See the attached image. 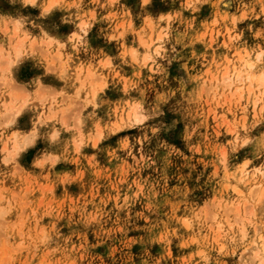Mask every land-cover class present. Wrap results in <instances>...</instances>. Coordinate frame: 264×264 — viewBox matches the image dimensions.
Segmentation results:
<instances>
[{"label":"rangeland","instance_id":"374dc122","mask_svg":"<svg viewBox=\"0 0 264 264\" xmlns=\"http://www.w3.org/2000/svg\"><path fill=\"white\" fill-rule=\"evenodd\" d=\"M50 1L0 0V264L250 262L264 101L222 80L260 51L264 70V0H56L41 15ZM13 130L34 140L7 158Z\"/></svg>","mask_w":264,"mask_h":264},{"label":"bare ground","instance_id":"6f19581e","mask_svg":"<svg viewBox=\"0 0 264 264\" xmlns=\"http://www.w3.org/2000/svg\"><path fill=\"white\" fill-rule=\"evenodd\" d=\"M56 0H51L50 3L48 4L49 5H52L53 4H56L55 3ZM47 6V7H48ZM51 8V7H50ZM50 11V10H49ZM87 24L84 23V26ZM82 27V26H81ZM149 29V28H148ZM26 35V34H25ZM23 35V36H20L16 39L15 43L13 44V49L17 55L16 58H20L23 56V49L25 47V40L28 38H26V36ZM162 36V33L158 34L157 36V39L161 38ZM52 39V36L50 37V40ZM157 39L155 40L154 38H151L150 40L148 39H144L143 42L147 45V46H151L154 44V42L157 41ZM35 39H33V42H34ZM54 41V40H53ZM51 40V44L53 42ZM14 42V41H12ZM32 42V43H33ZM12 44V43H11ZM48 44V43H47ZM50 44V45H51ZM4 47V46H3ZM1 47L0 48V54L1 56H3L4 58H7L9 59L12 58L11 55L13 52H11V48H3ZM29 48V47H28ZM150 49V48H149ZM155 49H157V46L155 47ZM159 49V48H158ZM59 50V49H58ZM61 51V50H60ZM159 51V50H158ZM148 52V51H147ZM249 54V53H248ZM262 55V52H258L255 59L253 60H250L246 63H244L239 69L236 68V70H234V72H232L230 74V72L228 70H226L224 72V78H223V82L226 83V85L228 87H232L236 82L240 83V85H236V87L234 88V91L237 92L239 95L242 96L243 93L247 94L248 96H253L254 98V105L256 106L262 99L264 101V70L262 71H259L260 69H258V63L257 62L258 60L261 59V56ZM147 56V55H146ZM244 57V56H242ZM148 58V57H147ZM14 59V57H13ZM17 59V61H19ZM68 60V59H67ZM16 61V60H15ZM64 61V60H63ZM70 61V60H68ZM245 61V60H244ZM11 63V60L9 61ZM8 62V63H9ZM13 62V60H12ZM67 62V61H66ZM65 62V63H66ZM13 65V64H12ZM11 65V66H12ZM66 65V64H65ZM70 65V63H69ZM67 67V66H66ZM69 68V67H67ZM66 68V69H67ZM63 69V68H62ZM230 69V68H229ZM89 70V68H88ZM218 79V78H217ZM220 79V78H219ZM219 86V85H217ZM263 87V88H262ZM221 89V88H220ZM232 90V89H231ZM218 92V91H217ZM234 92V93H235ZM262 101V102H263ZM13 102V101H12ZM8 104V103H7ZM20 107V106H19ZM261 108H264V103H262L261 105ZM23 109V107H22ZM19 113V112H18ZM130 115V114H129ZM131 117V116H130ZM33 133H29L28 135H26L25 138H23L22 140L20 139V134H19V131H16V130H13V132H11V134L9 135L8 137V140L7 142L3 145L2 147V150L3 152L6 153V156L8 158V156H10L11 154H14L15 156H18L28 145H25V141L27 138H29L30 136H32ZM34 140V139H33ZM32 140V142H33ZM247 162L245 161L243 163V167L241 168V171L242 173L246 174V169H245V166H246ZM254 175V177L258 174H262L264 175V164L263 166H257L254 168L253 172H252ZM244 174V176H245ZM249 174V173H247ZM242 178V177H241ZM259 185V184H258ZM236 188V187H235ZM253 188L254 187H251V190L253 192ZM237 189V188H236ZM240 189V188H238ZM255 189V188H254ZM256 190V189H255ZM264 192V190H263ZM255 193V192H254ZM260 193V192H259ZM263 196V195H262ZM2 197V195H1ZM264 197V196H263ZM259 202V201H258ZM262 202V201H261ZM218 227H222L221 226V222H218ZM232 225V224H231ZM233 226V225H232ZM231 226V227H232ZM255 241V239H254ZM255 246L251 247V253L249 254V259H250V262H248L246 259H244L241 263L243 264H264V233L262 234V236L260 235L256 241H255Z\"/></svg>","mask_w":264,"mask_h":264},{"label":"clouds","instance_id":"9594fccd","mask_svg":"<svg viewBox=\"0 0 264 264\" xmlns=\"http://www.w3.org/2000/svg\"><path fill=\"white\" fill-rule=\"evenodd\" d=\"M21 2L23 3V4H25V5H32V6H37V0H21ZM95 2H98V0H95ZM112 2H115V0H112ZM146 3H150V0H141V4L142 5H146ZM187 7H190V8H194L195 7V5L194 4H189V5H187ZM43 13V12H42ZM41 13V15H44V14H42ZM161 19H165V17H161ZM147 117L145 116V117H143L142 119H146ZM138 122H142V120L141 121H138ZM56 134L54 133L53 134V136H55ZM93 146H95V145H93Z\"/></svg>","mask_w":264,"mask_h":264},{"label":"snow or ice","instance_id":"6c2138e0","mask_svg":"<svg viewBox=\"0 0 264 264\" xmlns=\"http://www.w3.org/2000/svg\"><path fill=\"white\" fill-rule=\"evenodd\" d=\"M147 4H149V3H146V5ZM50 7H52V5H49L48 7H44L42 14H47L48 11L50 10ZM133 55H135L134 52H133ZM54 138H55V136H53V139ZM33 139H34V134L26 139L25 145L31 144ZM245 142L247 143V141H245ZM46 159H54V158H46ZM261 214L264 215V209H261Z\"/></svg>","mask_w":264,"mask_h":264}]
</instances>
